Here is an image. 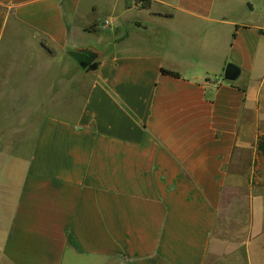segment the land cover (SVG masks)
<instances>
[{"label":"crops","instance_id":"1","mask_svg":"<svg viewBox=\"0 0 264 264\" xmlns=\"http://www.w3.org/2000/svg\"><path fill=\"white\" fill-rule=\"evenodd\" d=\"M147 1L0 0V264H237L214 231L264 27Z\"/></svg>","mask_w":264,"mask_h":264},{"label":"rangeland","instance_id":"2","mask_svg":"<svg viewBox=\"0 0 264 264\" xmlns=\"http://www.w3.org/2000/svg\"><path fill=\"white\" fill-rule=\"evenodd\" d=\"M216 6L230 21L264 27V0H217ZM263 75L264 64L247 81ZM255 136L235 149L214 231L222 252L237 254V264H264V133Z\"/></svg>","mask_w":264,"mask_h":264},{"label":"water","instance_id":"3","mask_svg":"<svg viewBox=\"0 0 264 264\" xmlns=\"http://www.w3.org/2000/svg\"><path fill=\"white\" fill-rule=\"evenodd\" d=\"M90 56L92 58H95V55H86L85 58L83 59H79L77 60V62L79 63L80 67L88 72H92V71H96L98 68V64L97 63H93L92 58H90ZM237 68L235 65L233 64H229L227 65L226 69H225V73H224V78L226 80H233L234 77L237 74Z\"/></svg>","mask_w":264,"mask_h":264},{"label":"trees","instance_id":"4","mask_svg":"<svg viewBox=\"0 0 264 264\" xmlns=\"http://www.w3.org/2000/svg\"><path fill=\"white\" fill-rule=\"evenodd\" d=\"M136 3H141L143 8H150V6H151L150 1H147V0H136ZM92 29H94V27H92L91 30ZM85 54L94 55L92 53H71V57H73V59H75L77 61L80 58L81 59L85 58V56H86ZM161 72H162L163 75L172 77L174 79H180L181 78L179 74L174 73V72H170V71H167V70H162ZM262 141H263V139H260V142H259L260 147L263 145Z\"/></svg>","mask_w":264,"mask_h":264}]
</instances>
